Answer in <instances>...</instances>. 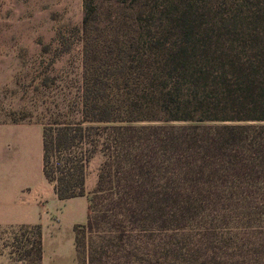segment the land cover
<instances>
[{
	"label": "trees",
	"instance_id": "obj_1",
	"mask_svg": "<svg viewBox=\"0 0 264 264\" xmlns=\"http://www.w3.org/2000/svg\"><path fill=\"white\" fill-rule=\"evenodd\" d=\"M113 7L84 0L75 96L40 124L45 180L88 201L75 264H264V0Z\"/></svg>",
	"mask_w": 264,
	"mask_h": 264
},
{
	"label": "rangeland",
	"instance_id": "obj_2",
	"mask_svg": "<svg viewBox=\"0 0 264 264\" xmlns=\"http://www.w3.org/2000/svg\"><path fill=\"white\" fill-rule=\"evenodd\" d=\"M92 1L101 16L114 10L113 0ZM83 18L84 0H0V124H45L57 106L71 104L82 72L77 30ZM101 162L100 154L89 161L87 181L97 182ZM95 185L91 189L87 185L88 194ZM76 206L66 203L62 218L58 212L48 216L54 223L61 218V229H41L45 253L56 255L41 264H75L69 224L85 214V208L83 212ZM72 209L75 216L69 213ZM20 226H0V264H33L34 254L27 252L34 247V230ZM57 233L58 247L52 244Z\"/></svg>",
	"mask_w": 264,
	"mask_h": 264
},
{
	"label": "crops",
	"instance_id": "obj_3",
	"mask_svg": "<svg viewBox=\"0 0 264 264\" xmlns=\"http://www.w3.org/2000/svg\"><path fill=\"white\" fill-rule=\"evenodd\" d=\"M96 179H85L91 189ZM88 194V193H87ZM76 203L85 214L83 219H74L69 226L84 224L86 221L88 201L86 197L58 200L53 186L49 184L42 172V126L40 124H0V226L40 225L41 229L51 226L59 232L61 229L62 209L66 203ZM50 205V208L49 206ZM73 208V207H71ZM51 212L61 215L59 223L49 220ZM72 216L75 212L69 211ZM60 234L52 240L58 247ZM74 242V234H73ZM72 242V244H73ZM42 263L56 257L54 253H45V239L42 232Z\"/></svg>",
	"mask_w": 264,
	"mask_h": 264
}]
</instances>
